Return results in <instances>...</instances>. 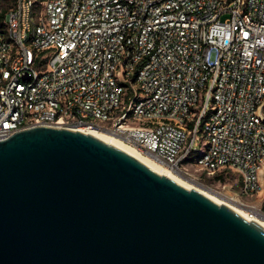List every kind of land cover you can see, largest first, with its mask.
I'll return each mask as SVG.
<instances>
[{
  "label": "built area",
  "instance_id": "obj_1",
  "mask_svg": "<svg viewBox=\"0 0 264 264\" xmlns=\"http://www.w3.org/2000/svg\"><path fill=\"white\" fill-rule=\"evenodd\" d=\"M36 125L105 131L256 197L264 0H16L0 27V140ZM261 196L237 205L264 216Z\"/></svg>",
  "mask_w": 264,
  "mask_h": 264
},
{
  "label": "water",
  "instance_id": "obj_2",
  "mask_svg": "<svg viewBox=\"0 0 264 264\" xmlns=\"http://www.w3.org/2000/svg\"><path fill=\"white\" fill-rule=\"evenodd\" d=\"M0 264H264V227L96 136L0 140Z\"/></svg>",
  "mask_w": 264,
  "mask_h": 264
},
{
  "label": "bare ground",
  "instance_id": "obj_3",
  "mask_svg": "<svg viewBox=\"0 0 264 264\" xmlns=\"http://www.w3.org/2000/svg\"><path fill=\"white\" fill-rule=\"evenodd\" d=\"M77 130L84 132V133H87V134H91L93 136H96L99 139L124 150L125 152H127L128 154L137 158L139 161L144 163L146 166L150 167L151 169L155 170L156 172L160 173L161 175H164V176L171 178L172 180H174L175 182L179 183L180 185H182L186 188L199 190L200 192L205 194L207 197H209L213 201H215L219 204L228 205L229 207H231L233 210H235L238 214H240L244 218H246L250 221L255 220L257 223H259L261 226L264 227V216L258 215V217L254 218V219L250 218L248 216V214L245 212V210L241 209L240 207L238 208V206L236 207L232 203V202H236L237 204H242V203H239V201L237 199H235L234 196H227L226 199L230 202H228V201L224 202V201H221V200L215 198L210 193H208V192H206V191H204V190H202L196 186H192V185L187 184L182 178H180L178 176L179 174L174 173L171 170H169L164 164H162V162L155 160L151 156H147L145 154H142L138 149L124 143L120 138H118L117 136H115L111 133L96 130V129H91V128H84V127L77 128Z\"/></svg>",
  "mask_w": 264,
  "mask_h": 264
},
{
  "label": "rangeland",
  "instance_id": "obj_4",
  "mask_svg": "<svg viewBox=\"0 0 264 264\" xmlns=\"http://www.w3.org/2000/svg\"><path fill=\"white\" fill-rule=\"evenodd\" d=\"M39 1L41 0H38V2ZM38 4L42 6L41 3H38ZM196 145L198 146L200 153H203L204 147H203L202 142L198 141ZM192 171L197 172L196 168L192 169ZM178 176L182 178L187 184L196 186L210 193L215 198L221 201L227 202L228 201L226 199L227 196H234L235 199H237L239 202L245 203L248 206H253V205L257 207L262 206V196L261 195L263 194L264 190L254 198L238 195L236 193L238 192V186L236 185V181H235L236 176L234 174H232V176L231 175L227 176V178L225 177L219 178L218 176H208L205 173H202L201 171H199V173L196 174V176L199 177L198 180L202 182L203 184H197L196 181L188 179L185 176H181V175H178ZM234 205L236 207L238 206V208L240 207L239 205H237V203ZM240 208L243 209L242 207Z\"/></svg>",
  "mask_w": 264,
  "mask_h": 264
},
{
  "label": "trees",
  "instance_id": "obj_5",
  "mask_svg": "<svg viewBox=\"0 0 264 264\" xmlns=\"http://www.w3.org/2000/svg\"><path fill=\"white\" fill-rule=\"evenodd\" d=\"M15 4L16 0H0V27H4V19Z\"/></svg>",
  "mask_w": 264,
  "mask_h": 264
}]
</instances>
